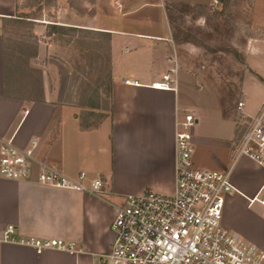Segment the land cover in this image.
<instances>
[{
    "label": "crops",
    "instance_id": "1",
    "mask_svg": "<svg viewBox=\"0 0 264 264\" xmlns=\"http://www.w3.org/2000/svg\"><path fill=\"white\" fill-rule=\"evenodd\" d=\"M73 1L56 0L55 20L49 21L44 15L18 17V0H0V145L12 139L25 149L36 141L37 159L72 180L81 172L88 181L101 179L104 193L96 198L41 185L35 166L27 180L0 178V264H94L95 255L110 249V224L126 196L173 193L174 134L185 110L197 120L193 165L229 172L233 190L222 210L224 228L264 250V166L238 155L236 139L238 116L255 117L264 102V47L246 56L261 80L246 76L239 99L222 98L218 84H206L191 71L184 59L198 49L189 42L176 44L168 17L174 5L201 8L210 0H95V6L93 0H82L81 8L103 9L105 17L77 15ZM9 20L30 23L34 52L28 50L29 42L13 45L2 35ZM48 25L109 34L110 104L96 127H80L83 109L75 96L66 97L68 64L57 54L61 45L56 35H48ZM174 62L176 92L154 89L152 84ZM184 89L211 100L185 105L180 100ZM238 103L243 104L240 109ZM9 227L14 228V242L3 239ZM31 238L59 240L72 249L38 253L25 244Z\"/></svg>",
    "mask_w": 264,
    "mask_h": 264
},
{
    "label": "built area",
    "instance_id": "2",
    "mask_svg": "<svg viewBox=\"0 0 264 264\" xmlns=\"http://www.w3.org/2000/svg\"><path fill=\"white\" fill-rule=\"evenodd\" d=\"M174 67L152 87L176 92ZM125 84H133L128 80ZM136 84V82H134ZM238 103V109L242 107ZM196 117L184 111L174 134V191L158 194L146 191L128 195L115 208L110 224L113 235L110 249L95 255L94 264H264V250L245 242L221 225L225 198L233 190L229 172L198 169L193 165V128ZM243 133L238 140V155H245L264 166V102L258 114L242 120ZM36 141L25 149L12 139L0 145V178L11 181L29 179L37 168V182L44 186L75 190L100 198L104 193L101 179L87 180L79 173L77 180L34 155ZM88 181V185L84 184ZM14 228L3 234L14 242ZM23 243V242H22ZM25 244L40 253L46 249L71 251L72 244L59 240L29 239Z\"/></svg>",
    "mask_w": 264,
    "mask_h": 264
},
{
    "label": "rangeland",
    "instance_id": "3",
    "mask_svg": "<svg viewBox=\"0 0 264 264\" xmlns=\"http://www.w3.org/2000/svg\"><path fill=\"white\" fill-rule=\"evenodd\" d=\"M18 2L21 6L16 15L18 17L41 18L44 15L49 21L55 20L56 0ZM73 2L77 15L108 16L103 9L81 8L82 0ZM92 5H96L95 0ZM261 5L264 6V0H210L208 5L201 8L179 4L169 9L173 20L172 33L179 38L176 44L187 39L190 45L198 49L197 54L188 60L185 57V62L206 84H218L222 98L233 96L239 99L240 84L246 76L261 80L254 72L255 65L246 57L251 55L252 49L264 47V20H261L264 8ZM29 24L4 22L2 35L10 44L22 41L31 45ZM55 40L61 45L60 53L57 54L68 64L66 97L71 94L76 97L77 104H84L91 96L93 104L98 106V112H104L102 110L109 107L108 96L104 93L109 61L106 38L69 31L64 36L56 35ZM148 42L155 43V40ZM91 89L95 90L93 94ZM180 100L185 105H192L202 100L209 102L211 98L195 90L184 89L180 92ZM237 121L238 127H242L241 115ZM221 225L224 228L222 219Z\"/></svg>",
    "mask_w": 264,
    "mask_h": 264
},
{
    "label": "trees",
    "instance_id": "4",
    "mask_svg": "<svg viewBox=\"0 0 264 264\" xmlns=\"http://www.w3.org/2000/svg\"><path fill=\"white\" fill-rule=\"evenodd\" d=\"M23 17V16H21ZM168 17L170 20V23L172 24L173 20L171 17V14H169L168 12ZM23 18H28V17H23ZM10 22L13 23H20L18 22V20H9ZM30 25V24H29ZM69 31H75V32H79V33H83L85 35L87 34H97L101 37L106 38V46H107V51H108V73L106 76L107 82L106 84H104V93L108 96L109 99V104H110V96H111V67H110V56H109V34L107 33H102V32H96V31H88V30H82V29H77V28H68V27H63V26H57V25H48L47 26V32L48 35H59V36H64L66 35L67 32ZM175 41H179V38L177 35H173ZM183 42H188L187 39H182ZM28 50L31 49V51L33 50L34 52V47L33 45L28 44L27 45ZM84 92V91H83ZM95 92V90L91 89V93L93 94ZM79 107L84 108L83 111L79 114V122H80V127L82 130H88L90 128L96 127L97 124L103 120L106 117V111L108 110V108L103 109L102 111L104 112H98V106H95L93 104L92 98L91 96H89L86 99V103L84 104H78ZM247 120V119H246ZM239 128V129H238ZM243 133V128L242 127H238L237 125V130H236V139H239L241 137Z\"/></svg>",
    "mask_w": 264,
    "mask_h": 264
}]
</instances>
